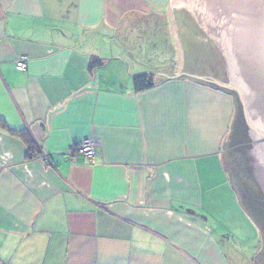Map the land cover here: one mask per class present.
<instances>
[{"label":"crops","instance_id":"0c3cea01","mask_svg":"<svg viewBox=\"0 0 264 264\" xmlns=\"http://www.w3.org/2000/svg\"><path fill=\"white\" fill-rule=\"evenodd\" d=\"M147 18L176 23L171 0H0V264H264L225 165L234 96L150 67Z\"/></svg>","mask_w":264,"mask_h":264},{"label":"water","instance_id":"95a60500","mask_svg":"<svg viewBox=\"0 0 264 264\" xmlns=\"http://www.w3.org/2000/svg\"><path fill=\"white\" fill-rule=\"evenodd\" d=\"M171 3L189 65L186 74L172 78L187 77L234 95L238 109L236 129L240 127L242 137H236L239 133L231 134L225 149L228 153L236 145L234 137L246 138L249 130L255 139H264V0H171ZM189 41L193 46L198 44L192 51ZM208 49L213 51L211 58L206 54ZM221 56L231 72L232 81L224 82L206 73L207 61L219 63ZM194 59L203 62L205 70L202 71L206 74L199 72L193 64ZM263 147L264 144L259 145L255 151ZM232 153L242 157L238 151ZM262 158L261 162L263 155ZM235 169L229 178L237 188L239 171ZM247 186L252 193L260 195L253 178H248ZM238 198L243 205L239 195ZM243 207L256 221L260 212Z\"/></svg>","mask_w":264,"mask_h":264},{"label":"flooded vegetation","instance_id":"af4514ba","mask_svg":"<svg viewBox=\"0 0 264 264\" xmlns=\"http://www.w3.org/2000/svg\"><path fill=\"white\" fill-rule=\"evenodd\" d=\"M190 44V51L195 49L194 47L198 44L196 43L195 46L194 43L188 42ZM195 52V51H194ZM212 50L208 49L206 51V54L211 58ZM218 52L221 54L220 50L218 49ZM221 61L219 63H215V61L208 60L207 65V74L209 77L227 82L232 81L231 72L227 69L226 64L223 62L222 56L220 57ZM196 59L193 60V64L195 67L198 68L200 73H205L203 70H205L203 62H198ZM192 63V62H191ZM221 64V67H219ZM201 69V70H200ZM205 73V74H206ZM223 75V77H222ZM238 128V127H237ZM248 128V127H247ZM249 130V129H247ZM234 136H236V133L238 134V138L242 135H240V127L238 130L236 129L235 132L233 131ZM236 139L234 137V142L236 143L235 147L230 150V152H240L242 153V159L240 160L242 166L239 161L233 160V167L238 169L239 174L237 175V179L240 183V185L237 186V191L239 196L242 199L243 205L247 207L246 209L260 212V215L257 217L256 223L259 226L261 230V241L264 248V161L261 162L260 159L262 158V155L264 157V147L260 150L255 149L259 146L264 144V139H255L250 132L248 131L246 138ZM263 159V158H262ZM261 159V160H262ZM241 166V167H240ZM235 169V170H236ZM236 173V172H235ZM251 177L254 180V183L256 184L258 188V192L260 195H257L256 193H252L250 188L247 186L248 184V178Z\"/></svg>","mask_w":264,"mask_h":264},{"label":"rangeland","instance_id":"374dc122","mask_svg":"<svg viewBox=\"0 0 264 264\" xmlns=\"http://www.w3.org/2000/svg\"><path fill=\"white\" fill-rule=\"evenodd\" d=\"M148 19H149L148 24L146 25V23H145V27L148 29H145V30H147L149 33H151V34H149L150 39L143 40V41H141V43H142V50L144 52L148 51L151 53L150 54L151 63H149L150 67L157 66V67L162 68V69H171L174 66L175 68H178L180 64L181 65L183 64L182 60L184 58L185 66L189 68V65H188V62L186 60V56L184 53V48H183V45L181 43V40H180V37L178 34L176 23H174V21H172L171 19H168V18L161 19L160 24H156L157 22H155L154 19H152V18H147V20ZM155 25L160 26L159 31L155 29ZM153 29H155L157 32H160V34L156 35V37H155L153 34ZM140 33L141 32L139 29L135 30L136 35L140 34ZM169 42L172 43L171 48L175 49L174 51L176 53V56L169 53V51H171V48L168 44ZM152 54H154V55H152ZM146 61L147 60H144V62H146ZM146 64H148V63H146ZM237 112H238V109H237ZM237 112H236V119H237ZM235 129H236V121L233 125L232 133ZM233 160L239 161L238 163H240V165L242 166V164L240 162L241 158L239 157V155H237L235 153L226 152L225 165H226V169L228 170L229 175H231V173H233V171L236 167V166L233 167ZM233 185H234V183H233ZM234 187H235V185H234Z\"/></svg>","mask_w":264,"mask_h":264},{"label":"trees","instance_id":"16d2710c","mask_svg":"<svg viewBox=\"0 0 264 264\" xmlns=\"http://www.w3.org/2000/svg\"><path fill=\"white\" fill-rule=\"evenodd\" d=\"M94 62L97 65L102 64V62L99 60H94L92 64ZM156 83L157 82H155L154 76L152 74L141 73V74H136L132 76V84H133V88L135 92H142V91L148 90L152 88ZM0 125H2L1 121H0ZM14 134L18 135L28 146L29 152L34 154L35 148L33 146L32 141L29 139V137L24 132H15Z\"/></svg>","mask_w":264,"mask_h":264},{"label":"built area","instance_id":"2783aa9c","mask_svg":"<svg viewBox=\"0 0 264 264\" xmlns=\"http://www.w3.org/2000/svg\"><path fill=\"white\" fill-rule=\"evenodd\" d=\"M15 68L19 71L26 69L25 61L18 60L15 63ZM98 146V142L93 138H85L76 146V154L72 155V159H76V156L84 157L89 163L93 162L95 155V148Z\"/></svg>","mask_w":264,"mask_h":264}]
</instances>
